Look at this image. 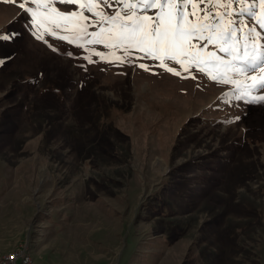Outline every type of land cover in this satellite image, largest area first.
Returning <instances> with one entry per match:
<instances>
[{
    "label": "rangeland",
    "instance_id": "rangeland-1",
    "mask_svg": "<svg viewBox=\"0 0 264 264\" xmlns=\"http://www.w3.org/2000/svg\"><path fill=\"white\" fill-rule=\"evenodd\" d=\"M23 13L0 0V31L19 33L0 43V259L264 264V102L139 51L120 63L104 44L37 39Z\"/></svg>",
    "mask_w": 264,
    "mask_h": 264
},
{
    "label": "snow or ice",
    "instance_id": "snow-or-ice-1",
    "mask_svg": "<svg viewBox=\"0 0 264 264\" xmlns=\"http://www.w3.org/2000/svg\"><path fill=\"white\" fill-rule=\"evenodd\" d=\"M16 2L24 10L23 14L30 17L27 25L35 26L37 32L44 28V32L36 36L37 39H44L47 34L54 39H67L69 43L83 38L87 44H104L105 47L114 49L112 55L116 50L122 51V56H115L120 63H134L130 57L139 51L142 53L140 59L157 60L161 67L171 62L180 65L185 72L194 68L218 83L232 84L234 92L237 93V100H244L246 103L264 102V43H261L264 35L257 31L256 27L244 22V17L247 16L264 30V0H235L241 4L238 12L233 9L234 0ZM56 3L77 4V8L61 12L53 7ZM201 5L203 7H200ZM104 7L115 10L109 14L103 11ZM149 12L152 14L149 15ZM69 26L74 39L61 35V32L69 30ZM90 27L99 30L89 33ZM105 32L111 34V44L103 39ZM18 35L16 32L0 31V43H10ZM209 46L215 51L208 50ZM76 47L79 49L81 45L77 43ZM53 50L59 52L58 48L53 47ZM217 52L223 55H218ZM63 55L72 58L75 53L66 51ZM96 55L107 61L105 55ZM10 58H0V65ZM86 59L93 63L91 56ZM138 66L145 71L149 70L144 64ZM80 67L83 68V65ZM166 70L175 76L180 75V72L172 67H166ZM240 76H243L244 80L234 78ZM240 119V116L235 117L237 121Z\"/></svg>",
    "mask_w": 264,
    "mask_h": 264
},
{
    "label": "bare ground",
    "instance_id": "bare-ground-1",
    "mask_svg": "<svg viewBox=\"0 0 264 264\" xmlns=\"http://www.w3.org/2000/svg\"><path fill=\"white\" fill-rule=\"evenodd\" d=\"M216 92V91H215ZM209 145V144H208ZM210 146V145H209ZM218 148V147H217ZM216 148V149H217ZM205 149V148H204ZM210 149H211V147H210ZM209 149V150H210ZM211 151V150H210ZM218 151V150H217ZM198 152V151H197ZM205 152V151H204ZM191 153H193V152H191ZM199 153V152H198ZM209 153V152H208ZM216 154V153H215ZM191 155H194V153L193 154H191ZM200 155H202V154H200ZM178 155H176V157H177ZM203 156V155H202ZM192 157V156H191ZM194 157V156H193ZM191 160V159H190ZM180 161V160H179ZM185 161V160H184ZM197 161V160H196ZM194 162V161H193ZM182 163V161L179 163V164H181ZM186 163V162H185ZM177 164H178V162H177ZM176 164V165H177ZM178 164V165H179ZM184 164V163H183ZM195 164V163H194ZM175 165V164H174ZM196 166V165H195ZM200 167V166H199ZM197 168V167H196ZM31 170V169H30ZM29 173H31V171L29 172ZM164 176V175H163ZM189 176H192L193 177V175H189ZM188 177V176H187ZM191 177V178H192ZM154 178V177H153ZM157 178V177H156ZM156 178H154V179H156ZM184 178H186V176L185 177H183V179ZM159 179H161V178H159ZM188 179V178H187ZM186 179V180H187ZM153 180V179H152ZM167 180H169V179H167ZM155 181V180H154ZM166 181V180H165ZM165 181H163V178L161 179V182H162V184H163V182H165ZM152 182V181H151ZM159 182V181H158ZM186 182V181H185ZM188 182V181H187ZM150 183V182H149ZM159 184V183H158ZM157 184V185H158ZM155 185V184H154ZM181 185V184H180ZM186 186V185H185ZM181 187V186H180ZM187 187H189V186H187ZM197 188V187H196ZM177 189H178V187H177ZM176 190V189H175ZM141 191V190H140ZM152 192V191H151ZM179 194V193H178ZM171 198V197H170ZM166 222V221H165ZM18 256H21L19 259H17L18 258ZM17 260V264H36L35 263V261H34V259L27 253V252H25V250H23V249H20V250H16V251H14V252H12V253H9V254H6V255H3V257L0 259V264H9V263H15V261Z\"/></svg>",
    "mask_w": 264,
    "mask_h": 264
},
{
    "label": "trees",
    "instance_id": "trees-1",
    "mask_svg": "<svg viewBox=\"0 0 264 264\" xmlns=\"http://www.w3.org/2000/svg\"><path fill=\"white\" fill-rule=\"evenodd\" d=\"M245 2H250V0H245ZM203 5H201L200 7H202ZM241 6V4H239V3H236L235 2V0H234V2H233V9L235 10V11H237L238 12V10H239V7ZM220 11H224V9H220ZM257 11H259V9L257 8ZM244 19H249L247 16H245L244 17ZM226 22V21H225ZM253 22V24H254V26L260 31V32H263L264 33V30H261L257 25H255V22L254 21H252ZM231 149V148H230ZM234 149V147H232V149H231V151ZM212 160H214V159H212ZM216 162L215 163H217V166H215V171H217L218 169H220L221 168V166H218V165H220V163L221 162H219V159L218 160H215Z\"/></svg>",
    "mask_w": 264,
    "mask_h": 264
},
{
    "label": "built area",
    "instance_id": "built-area-1",
    "mask_svg": "<svg viewBox=\"0 0 264 264\" xmlns=\"http://www.w3.org/2000/svg\"><path fill=\"white\" fill-rule=\"evenodd\" d=\"M21 256H18L17 259H19ZM9 264H17V260L15 261V263H9Z\"/></svg>",
    "mask_w": 264,
    "mask_h": 264
}]
</instances>
